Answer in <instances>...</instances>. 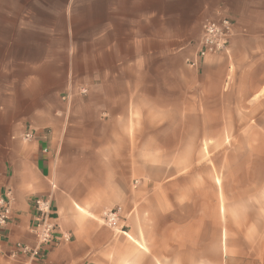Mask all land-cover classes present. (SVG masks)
<instances>
[{
    "label": "crops",
    "instance_id": "obj_1",
    "mask_svg": "<svg viewBox=\"0 0 264 264\" xmlns=\"http://www.w3.org/2000/svg\"><path fill=\"white\" fill-rule=\"evenodd\" d=\"M34 2L0 0L13 9L0 12V194L11 204L0 264H264V223H237L229 241L196 174L206 121L264 119V0H67L59 14L45 2L16 13ZM220 13L234 22L228 51L189 66ZM38 197L71 240L33 259L16 245H38Z\"/></svg>",
    "mask_w": 264,
    "mask_h": 264
},
{
    "label": "rangeland",
    "instance_id": "obj_2",
    "mask_svg": "<svg viewBox=\"0 0 264 264\" xmlns=\"http://www.w3.org/2000/svg\"><path fill=\"white\" fill-rule=\"evenodd\" d=\"M61 1L67 0H35L30 6L15 11L21 16L33 14L36 10H43L45 2L52 5V13L59 14L62 11V8L58 7ZM2 11L5 15H11L13 9H0V12ZM198 49L199 45L188 59H192ZM187 64L189 65L188 60ZM80 91L87 94L88 89L81 88ZM251 107L252 105H248L249 109ZM229 111L235 110L229 108ZM206 123H211V134L201 143L199 164L196 167L197 182L202 183L201 189L205 191L204 207L211 209L213 223L218 217L219 209H223L222 217L227 219L229 225L228 239L233 241L237 223H243L252 216L257 220L260 218L264 223V135H259L255 130L252 133L251 129H263L264 119L233 118ZM253 177H256V180L259 178L258 185H252ZM196 201L197 206L201 205L198 198ZM211 239L214 242V235ZM231 245L232 248L227 249V253L234 257L232 253L235 245Z\"/></svg>",
    "mask_w": 264,
    "mask_h": 264
},
{
    "label": "built area",
    "instance_id": "obj_3",
    "mask_svg": "<svg viewBox=\"0 0 264 264\" xmlns=\"http://www.w3.org/2000/svg\"><path fill=\"white\" fill-rule=\"evenodd\" d=\"M233 31V19L225 13H220L214 19L206 20L203 23L198 52L192 59H188L189 65L197 68L208 56L227 52ZM33 136L32 132H28L25 138H33ZM35 208L37 210V224L34 232L38 239V245L34 247L22 243L16 245L17 254L27 255L33 259L42 258L46 250L59 243L71 240L70 233L63 232L60 229L55 212L52 209L51 198H36ZM10 217V200L0 194V227L7 225ZM103 219L107 225L116 227L120 221L119 211L110 209L105 213Z\"/></svg>",
    "mask_w": 264,
    "mask_h": 264
}]
</instances>
